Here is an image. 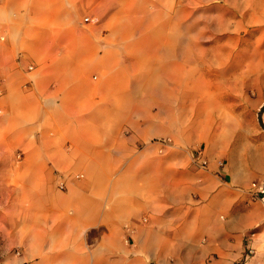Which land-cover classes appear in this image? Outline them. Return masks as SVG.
I'll return each mask as SVG.
<instances>
[{
	"label": "crops",
	"instance_id": "obj_1",
	"mask_svg": "<svg viewBox=\"0 0 264 264\" xmlns=\"http://www.w3.org/2000/svg\"><path fill=\"white\" fill-rule=\"evenodd\" d=\"M215 1L0 0V264H264V0Z\"/></svg>",
	"mask_w": 264,
	"mask_h": 264
},
{
	"label": "rangeland",
	"instance_id": "obj_2",
	"mask_svg": "<svg viewBox=\"0 0 264 264\" xmlns=\"http://www.w3.org/2000/svg\"><path fill=\"white\" fill-rule=\"evenodd\" d=\"M216 4L220 3V0L215 1ZM204 14V13H203ZM263 34V33H261ZM213 36H216L213 34ZM213 46H216L213 44ZM264 46V44H262ZM213 67H219L218 64L213 65ZM219 69V68H218ZM213 78L216 79V76L214 75ZM200 83L198 85L197 91H196V98L198 100H204V98H208V96L211 95V99H219L220 98V92L215 91V85L212 88V91L210 92L208 89L210 85H206L204 81L198 82ZM162 94L158 93L156 91L149 92L148 96V104L146 107L147 111V117L152 121V118L156 117L157 112L159 110L158 107V101L161 100ZM196 139L193 140L190 146L185 147L186 150H194L195 152L203 150L204 149V144H205V137L203 133L197 132ZM148 145H160L162 148H176L179 146L177 142L173 139L171 135H166L164 137H153L149 140H147ZM182 146V145H181ZM246 193L248 194V201H246V206L247 207H252L255 202H262L264 204V186H263V191L256 186L253 185V182L251 183L250 187L248 189H245ZM2 223L3 221L0 219V259L1 255L4 253L3 252V245H4V240L6 238L4 231L2 230ZM251 233V232H250ZM18 252V249L16 250ZM13 251L9 253V255H12ZM1 261V260H0Z\"/></svg>",
	"mask_w": 264,
	"mask_h": 264
},
{
	"label": "built area",
	"instance_id": "obj_3",
	"mask_svg": "<svg viewBox=\"0 0 264 264\" xmlns=\"http://www.w3.org/2000/svg\"><path fill=\"white\" fill-rule=\"evenodd\" d=\"M30 69H33V66L30 65L29 66ZM2 80L0 79V84H1ZM197 162H199V164L203 167L206 166L208 164L207 160L204 158L203 153L201 151H199V154L196 158ZM78 176H82V175H78ZM253 185L256 186L257 188H259V190L261 189V191H263V186H260L259 183L257 181L253 182ZM62 188H64V184L61 185Z\"/></svg>",
	"mask_w": 264,
	"mask_h": 264
}]
</instances>
